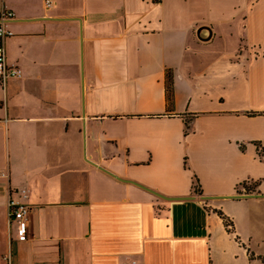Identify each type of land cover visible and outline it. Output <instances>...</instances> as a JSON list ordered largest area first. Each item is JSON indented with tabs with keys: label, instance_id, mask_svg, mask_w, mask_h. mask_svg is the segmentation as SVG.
I'll return each mask as SVG.
<instances>
[{
	"label": "crops",
	"instance_id": "obj_1",
	"mask_svg": "<svg viewBox=\"0 0 264 264\" xmlns=\"http://www.w3.org/2000/svg\"><path fill=\"white\" fill-rule=\"evenodd\" d=\"M44 2L5 0L0 264H264V0Z\"/></svg>",
	"mask_w": 264,
	"mask_h": 264
},
{
	"label": "built area",
	"instance_id": "obj_2",
	"mask_svg": "<svg viewBox=\"0 0 264 264\" xmlns=\"http://www.w3.org/2000/svg\"><path fill=\"white\" fill-rule=\"evenodd\" d=\"M44 5L46 8L50 7V0H45ZM13 19V11L6 7L5 0H0V86H4L9 78L16 79L20 77V70L15 66H9L6 60L5 42L12 35L11 31L8 29V25ZM0 176H3V174H0ZM20 195L21 197L25 198L26 191L21 190ZM7 206L11 217L18 224V240H27L28 232L26 222L30 212L29 206L13 199L8 200ZM2 260H4L7 264H10L8 256L3 257ZM124 264H133V262Z\"/></svg>",
	"mask_w": 264,
	"mask_h": 264
},
{
	"label": "water",
	"instance_id": "obj_3",
	"mask_svg": "<svg viewBox=\"0 0 264 264\" xmlns=\"http://www.w3.org/2000/svg\"><path fill=\"white\" fill-rule=\"evenodd\" d=\"M114 177H116V176H114ZM131 182V181H130ZM131 183H133V184H135V185H138V184H136V183H134V182H131ZM138 186H140V185H138ZM141 187V186H140ZM145 189V188H144ZM150 191V190H149ZM152 194H154V195H156V196H158V197H160V198H163V199H165V200H169V201H171V202H179V201H182V200H186L187 198H167V197H164V196H161V195H159V194H157L156 192H153V191H150ZM240 197H264V195H259V194H240V195H233V196H229V198H240Z\"/></svg>",
	"mask_w": 264,
	"mask_h": 264
},
{
	"label": "trees",
	"instance_id": "obj_4",
	"mask_svg": "<svg viewBox=\"0 0 264 264\" xmlns=\"http://www.w3.org/2000/svg\"><path fill=\"white\" fill-rule=\"evenodd\" d=\"M168 88H170V87H168ZM186 126H187V125H186ZM185 133H186V132H185ZM262 157H263V160H264V154H263ZM192 179H193V182H192V184H193V190H194L195 193H197V192H199V190H198V184H197V183H198V182H197V179H196L194 176L192 177ZM219 215L222 216L221 213H219ZM223 220H224V222H225V225L228 226V225H229V224H228L229 222L226 220L225 217H223Z\"/></svg>",
	"mask_w": 264,
	"mask_h": 264
}]
</instances>
